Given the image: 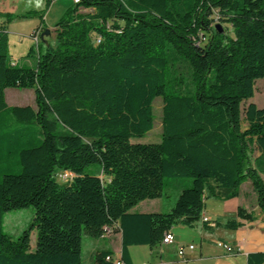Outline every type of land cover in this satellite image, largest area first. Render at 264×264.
<instances>
[{
	"label": "trees",
	"instance_id": "obj_1",
	"mask_svg": "<svg viewBox=\"0 0 264 264\" xmlns=\"http://www.w3.org/2000/svg\"><path fill=\"white\" fill-rule=\"evenodd\" d=\"M217 21L230 35L215 29ZM7 22L0 24V264H81L82 236L100 239L105 228L120 233L119 260L131 264L129 247H156L173 226L192 227L206 198L234 199L246 181L264 214V109L251 103L241 112L264 79V0H78L34 67L12 61ZM179 67L189 82L173 73ZM8 88L32 89L35 108L7 106ZM156 98L160 142L132 143L153 129ZM60 172L71 180L58 182ZM175 178L182 184L169 211L130 212L162 198ZM28 207L32 223L13 240L3 215ZM251 219L238 208L222 227L235 231ZM112 257L97 251L94 264ZM263 263L264 252L247 255L246 264Z\"/></svg>",
	"mask_w": 264,
	"mask_h": 264
},
{
	"label": "rangeland",
	"instance_id": "obj_2",
	"mask_svg": "<svg viewBox=\"0 0 264 264\" xmlns=\"http://www.w3.org/2000/svg\"><path fill=\"white\" fill-rule=\"evenodd\" d=\"M5 1V0H4ZM47 0H8L3 4V8L5 10L4 13L0 14V24L9 20L6 23L7 32L9 38V53L12 61L20 66L24 67H34L36 63V59L39 53H42L46 46H56V37H55V25L56 23L64 17V14L68 11L69 8L73 5V0H52L49 5L46 6ZM81 12H84L81 10ZM28 15L27 17H24ZM43 26L45 30L49 32L48 36L43 35L38 37L36 41L33 38V34L39 30V28ZM215 27H217L221 33L225 35H230V25L225 22L217 21L215 23ZM32 48L33 54L28 55L29 50ZM175 75H182L183 80L185 82L190 81V73L186 68L179 67L173 70ZM5 102L8 106H31L35 108L34 104V93L32 89H13L8 88L4 93ZM254 104L259 109H264V79L256 80L254 83V93L253 97L245 100L241 103V112L249 104ZM153 129L148 132L143 138L133 139L132 143L139 144H148V143H159L161 138V111H162V100L161 98H156L153 101ZM243 119V114L241 115ZM244 126V122H243ZM258 155V152L255 148L251 149L249 153V162L251 163L253 158ZM97 166H90L86 168V171L89 172L93 168ZM105 181L106 179H102ZM188 180V179H185ZM168 184L163 191V196L160 200H163L164 210L163 212L169 211L174 202L176 201L178 195V186L182 184L181 179H168ZM246 190V187H243ZM205 208L208 213L211 211L213 214H209V216H213L214 213H220L221 202L219 200H215L212 198L205 199ZM151 209L150 203H143L138 205V207L132 209L130 212H141V211H154L148 210ZM34 216V210L31 207L21 209V210H13L4 213L2 228L3 231L15 240L18 236L22 234L24 230H27L32 223ZM201 218L199 219L200 222ZM196 222V223H197ZM208 223L207 225H209ZM176 229L175 235L178 237H182L185 239L192 240L195 243H198V239L196 235H188L180 229L186 228L189 229L188 226L183 225H175L172 227ZM179 230V231H178ZM208 230V227H206ZM118 231L112 230L108 235V239L99 240L97 242V247L94 248L96 243L95 239H91L85 236H82L81 239V264H91L93 262V254L95 251H98L100 247H104L106 243L109 244L110 240ZM217 234H221L220 231H217ZM29 246L30 251H34L36 248V230L33 229L29 233ZM217 241V240H216ZM215 241V242H216ZM214 242V243H215ZM214 243L210 244L214 249L218 248ZM111 247L116 249L115 243H112ZM153 247L148 246H135L131 247V252L133 253V262L134 264H142L148 254V250ZM92 258V262L91 259Z\"/></svg>",
	"mask_w": 264,
	"mask_h": 264
},
{
	"label": "crops",
	"instance_id": "obj_3",
	"mask_svg": "<svg viewBox=\"0 0 264 264\" xmlns=\"http://www.w3.org/2000/svg\"><path fill=\"white\" fill-rule=\"evenodd\" d=\"M7 1L8 0H0V14L5 12L3 4ZM37 32L40 37L44 34L45 28L41 27ZM244 186L246 187V190L243 189ZM143 203H150L151 209L148 210L154 211H134L131 213H159L164 210L163 200L160 199L142 201L134 208ZM220 205L221 206L219 207L221 212L214 213L213 216H209V214H213L211 211L208 213L206 208L203 210L202 216L206 217L210 223L209 225H206L208 230H206V226L203 225L201 220L187 230L186 228L180 229V231L185 233L187 231L188 235H196L198 243L189 239L178 237L174 234L177 230L171 228L170 232L172 234V243L168 245H162L160 243L158 246L150 248L147 256L145 257L149 259H145L142 264H246L248 254L264 252V214H262L257 207L256 194L251 187V183L249 181L243 183L239 188V194L236 198L228 201H222ZM238 208L243 209L247 214H251L252 219L240 220L243 226L235 231L224 229L222 225L227 219L234 218L236 216ZM215 222H218L220 225L216 226ZM218 230L221 233L220 235L217 234ZM106 239L108 238L94 240L96 243L94 248H99L97 247V242L99 240ZM110 241L111 242H109V244L106 243L104 247H100L98 251H110L112 252L114 258H120V233L117 232ZM218 242L232 246L236 252L233 254H226L219 247L216 246L218 248L217 250L210 245L212 243L216 245ZM112 243H115L116 249L111 247ZM187 246H194V249L190 251L186 248ZM178 248L185 249L182 257L177 255ZM96 252L97 251H95V253ZM128 253L131 264H134L131 247L128 248ZM94 254L92 257H94ZM90 259L92 262V258ZM91 264H94V260Z\"/></svg>",
	"mask_w": 264,
	"mask_h": 264
},
{
	"label": "built area",
	"instance_id": "obj_4",
	"mask_svg": "<svg viewBox=\"0 0 264 264\" xmlns=\"http://www.w3.org/2000/svg\"><path fill=\"white\" fill-rule=\"evenodd\" d=\"M73 2L77 3L78 0H73ZM33 35H34L33 38L37 41L38 37H39V33L35 32ZM55 177H56V180L58 182L65 183V182H68L69 180H71L72 174L70 172H60V173H57L55 175ZM201 222L204 224H208L209 220L206 217L202 216ZM112 230L113 229H111V228H105L101 238L102 239L108 238L109 237L108 235L111 233ZM170 243H172V234H171V232H168L164 235V237L161 241V244L162 245H168ZM216 246L219 247L220 249H222L226 254H233L236 252V250L228 244L218 242L216 244ZM186 248L188 250L192 251L194 249V246H187ZM184 251H185L184 248H178L177 249V255L182 257L184 255ZM106 260L111 262L112 264H122V262L119 260V258L117 259V258L112 257V258H106Z\"/></svg>",
	"mask_w": 264,
	"mask_h": 264
},
{
	"label": "water",
	"instance_id": "obj_5",
	"mask_svg": "<svg viewBox=\"0 0 264 264\" xmlns=\"http://www.w3.org/2000/svg\"><path fill=\"white\" fill-rule=\"evenodd\" d=\"M215 29L218 30L219 33L221 32L217 27H215ZM48 34H49V32H48L47 30H45V32H44L43 35H48ZM43 35H42V36H43Z\"/></svg>",
	"mask_w": 264,
	"mask_h": 264
}]
</instances>
